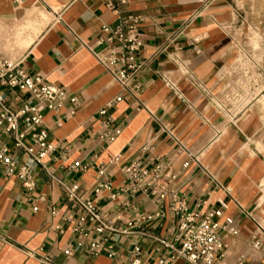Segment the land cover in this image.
<instances>
[{"label": "crops", "instance_id": "1", "mask_svg": "<svg viewBox=\"0 0 264 264\" xmlns=\"http://www.w3.org/2000/svg\"><path fill=\"white\" fill-rule=\"evenodd\" d=\"M126 14L144 18L140 94L126 93L100 60L110 48L103 26ZM2 60L20 63L28 74L62 87L78 105L67 100L46 114L50 141L71 148L68 155L60 149L49 154L44 167L32 165L33 192L0 165V264H188L182 258L171 261L162 243L173 239L177 224L168 208L144 220L157 210L152 196L139 193L129 205L125 195L113 201L97 196L93 188L105 178L96 165L87 171L71 167L116 155L122 163L170 157L178 177L169 190L203 212L223 200L227 208L220 220L232 217L238 223V235L223 234L228 264L240 255L244 264H264V252L248 243L252 236L264 241L259 217L264 202V0H0ZM117 96L122 101L110 112L123 123V132L106 144L99 137L98 112ZM20 98L39 102L28 93ZM2 148L19 161L28 159L11 132L0 131ZM109 174L119 186L118 166ZM62 183H78L108 219L129 231L115 235V255L91 254L88 240L77 244L79 235L65 218L78 216L79 210ZM135 246L141 249L137 260Z\"/></svg>", "mask_w": 264, "mask_h": 264}, {"label": "built area", "instance_id": "2", "mask_svg": "<svg viewBox=\"0 0 264 264\" xmlns=\"http://www.w3.org/2000/svg\"><path fill=\"white\" fill-rule=\"evenodd\" d=\"M120 1L126 2V0ZM143 21L144 18L140 15L126 14L119 16L115 24H106L102 28L105 34L104 40L108 42L110 48L108 55L100 60L126 93L140 94L143 91V85L138 80L144 66L141 58ZM170 85L176 88L173 82H170ZM0 86L5 88L0 91V131L11 132L15 146L22 149L28 157L25 161H19L7 148H2L0 165L9 174L16 175L29 192H33L37 188V183L32 165L44 167V160L49 154L60 149L64 155H68L71 148L69 143L60 144L50 141L48 130L44 126L46 114L58 110L67 100L76 106L78 99L70 97L62 87L45 82L41 76L28 74L20 63L9 60L0 61ZM23 93L36 98L38 104L22 101L20 94ZM120 101L122 96H117L98 112V119L102 124L99 137L106 144L115 141L123 132V123L117 121L110 112ZM167 131L176 139L174 134ZM179 144L189 153L190 158L194 157L185 144L181 142ZM144 150L149 151L150 146L147 145ZM189 164L190 161H187L184 167H188ZM93 165H96L98 174L105 178L93 188L97 196L105 195L113 201L125 195V204L129 205L130 200L137 194L145 193L154 198L157 210L153 214L144 216V220L162 216L165 208L177 217L173 239L162 240V243L170 249L171 261L182 258L188 264H228L223 234L238 235L240 233L238 223L232 217L220 220L224 209L227 208L223 200H219V207L203 212L201 206L192 209L183 196L169 190L171 181L178 177L170 157L157 155L122 163L120 156L116 155L106 162H97V159L85 163L77 161L71 167L75 170L87 171ZM112 166H118L121 173L119 186H116L113 178L109 176V169ZM62 184L66 198L79 210L78 216L69 215L65 218L72 227L73 233L79 235L77 244L82 246L85 240H88V250L91 254L99 255L107 252L110 256L115 255L113 243L115 235L129 231L121 230L113 220L108 219L99 203L86 196L78 183ZM204 204L205 201H201V205ZM128 226H133V223H128ZM259 228L262 230L261 226ZM248 243L264 252V241L261 238L252 236ZM140 252L139 246L133 248L132 255L135 260ZM66 253L69 254L70 250ZM244 262V256L240 255L234 264H244ZM161 263L165 261L161 260Z\"/></svg>", "mask_w": 264, "mask_h": 264}, {"label": "rangeland", "instance_id": "3", "mask_svg": "<svg viewBox=\"0 0 264 264\" xmlns=\"http://www.w3.org/2000/svg\"><path fill=\"white\" fill-rule=\"evenodd\" d=\"M263 195H264V187H263ZM259 217H260V221H261L262 225L264 226V202L262 204L261 213L259 214Z\"/></svg>", "mask_w": 264, "mask_h": 264}]
</instances>
